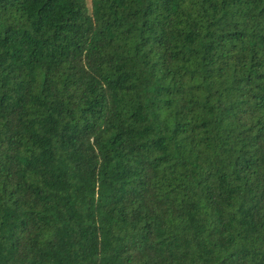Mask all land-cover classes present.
<instances>
[{
	"label": "trees",
	"instance_id": "16d2710c",
	"mask_svg": "<svg viewBox=\"0 0 264 264\" xmlns=\"http://www.w3.org/2000/svg\"><path fill=\"white\" fill-rule=\"evenodd\" d=\"M0 264H264V0H0Z\"/></svg>",
	"mask_w": 264,
	"mask_h": 264
},
{
	"label": "rangeland",
	"instance_id": "374dc122",
	"mask_svg": "<svg viewBox=\"0 0 264 264\" xmlns=\"http://www.w3.org/2000/svg\"><path fill=\"white\" fill-rule=\"evenodd\" d=\"M87 4H88V0H86Z\"/></svg>",
	"mask_w": 264,
	"mask_h": 264
}]
</instances>
